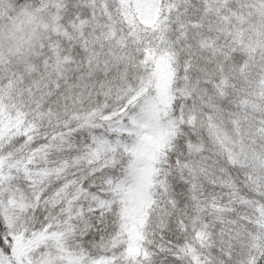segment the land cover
<instances>
[{
	"label": "snow or ice",
	"instance_id": "1",
	"mask_svg": "<svg viewBox=\"0 0 264 264\" xmlns=\"http://www.w3.org/2000/svg\"><path fill=\"white\" fill-rule=\"evenodd\" d=\"M0 264H264V0H0Z\"/></svg>",
	"mask_w": 264,
	"mask_h": 264
}]
</instances>
